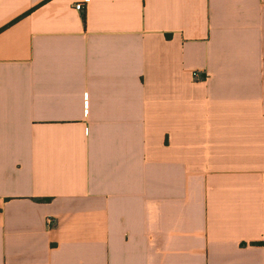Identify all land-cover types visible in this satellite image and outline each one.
Instances as JSON below:
<instances>
[{
    "label": "crops",
    "instance_id": "obj_1",
    "mask_svg": "<svg viewBox=\"0 0 264 264\" xmlns=\"http://www.w3.org/2000/svg\"><path fill=\"white\" fill-rule=\"evenodd\" d=\"M78 2L0 0V264H264V0Z\"/></svg>",
    "mask_w": 264,
    "mask_h": 264
},
{
    "label": "built area",
    "instance_id": "obj_2",
    "mask_svg": "<svg viewBox=\"0 0 264 264\" xmlns=\"http://www.w3.org/2000/svg\"><path fill=\"white\" fill-rule=\"evenodd\" d=\"M88 0H82V2H78L75 4L74 8L77 11H83L84 9V4L87 3ZM195 77L197 76L196 73L193 74ZM47 224L50 225L51 224V219H47Z\"/></svg>",
    "mask_w": 264,
    "mask_h": 264
}]
</instances>
